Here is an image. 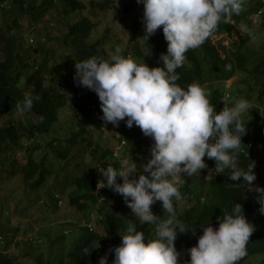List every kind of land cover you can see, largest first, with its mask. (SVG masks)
Instances as JSON below:
<instances>
[{"label": "trees", "instance_id": "1", "mask_svg": "<svg viewBox=\"0 0 264 264\" xmlns=\"http://www.w3.org/2000/svg\"><path fill=\"white\" fill-rule=\"evenodd\" d=\"M251 1L254 3H250ZM57 4L60 5L62 15L86 9L83 0H60V2L0 0V8L4 12L15 11L12 21L5 25L6 29L5 26L0 25V40L4 42L2 45L4 55L0 59V116L11 112L19 113L17 105L23 102L25 95L31 94L34 97L32 110L21 113L23 118L15 117L7 125H0V152H9L10 149L16 148L23 137L32 138L38 134L48 133L51 125L57 121L59 111L69 103L67 93L69 91L73 92L72 104L69 105L76 120V127L70 130L66 139H59V142L58 139L48 141L58 161L66 158L67 152L73 145L84 141L89 142L92 128L102 127L104 123L98 96L91 89L77 86L73 82L76 60L90 56H104L98 46L99 42L89 41L96 24L88 15L78 13L79 17L69 19L66 33L70 37V44L74 50L64 54L63 63L67 67L65 71L60 63L59 68L52 67L50 59L53 49L47 44L41 43L35 37L29 39L31 42L28 43L26 52H30L28 49L32 47V52L41 54V58L38 59L26 52H20V44L16 38L18 36L14 37V30L20 26V18L30 16L40 20ZM106 4L108 5L104 2V7ZM262 6H264L262 0H246L245 9L230 19H239L241 15L260 11ZM136 7L140 13L133 20L129 38L134 60L145 61L149 66L158 64L162 66L163 62L159 57L161 53L167 51V41L164 39L162 26L147 40L142 20L143 4L137 2ZM262 18L264 19V15ZM61 19L66 21L64 17ZM233 26L230 20L227 23L221 21L214 33L201 46L186 52L185 64L176 69L179 73L177 83L184 87L192 82L202 85L208 83L211 93L210 102L215 105L216 111H219L224 104L235 101L233 87L225 90L223 82L231 78L236 71L245 74L239 83L246 85L249 92L256 90L255 99L261 103L262 110L259 111L251 105L252 107L246 111L249 120L242 119L246 121L245 126L252 124L256 126L252 131L241 136L242 143L238 159L240 167H246L250 162L254 163L252 171L256 178L252 181V188L242 180H232L227 172H230V169L216 174L215 161L205 156L207 168L191 177L183 175L185 183L180 187L182 199L175 202L174 206L178 219L190 229L178 233L174 243L180 253L188 254L185 260L189 259L187 250L196 244L204 224L211 223L213 226H218L217 218L225 211L231 212L234 204L239 202L243 206L244 215L255 225V229L246 245L247 255L237 264H250L249 259L252 256L260 258L256 264H264V214L259 211L260 203L257 199L259 193L254 190L255 186L264 187V42L256 49L247 47V43L253 37V32L250 31V33H244L240 39L234 40L231 47L222 55L212 42V36L222 31H229ZM129 50L127 48L123 50L122 55L128 57ZM56 74L58 77H55ZM53 80H56L57 85L52 84ZM97 147H94L92 153L98 151ZM139 147V144L134 143L130 150L133 152ZM111 152L112 150L106 147L98 157L102 159V162L84 163L82 170L73 171L70 183L67 185L66 205L79 213L87 211L92 206L96 207L97 221L102 227V231H98L82 226L80 236L67 252L69 264H99V257L104 254H107L110 262L114 258L112 248L120 243V234L126 230L128 223L125 222L124 214L98 206L100 197L107 193V186L97 187L98 182L103 179L99 168L103 164V159ZM46 161L48 160L45 156L35 158L28 153L23 166L24 179L41 182L46 174L51 172L53 165L52 160L50 166L46 165ZM207 176H213V180L207 179ZM118 181L122 182V179L118 178ZM151 208L155 214L163 215L159 201ZM92 217L91 214L87 222L92 223ZM137 228L144 231L138 224ZM144 233L146 239L148 236L151 237L148 232L144 231ZM43 262L44 258L39 256L38 263ZM0 264H15L6 250H0Z\"/></svg>", "mask_w": 264, "mask_h": 264}, {"label": "clouds", "instance_id": "2", "mask_svg": "<svg viewBox=\"0 0 264 264\" xmlns=\"http://www.w3.org/2000/svg\"><path fill=\"white\" fill-rule=\"evenodd\" d=\"M137 2L143 4L147 40L162 26L167 41V51L159 57L162 66L138 63L122 55L116 46L107 59L90 56L76 60L73 74L79 85L97 93L105 123L118 125L125 120L127 127L139 126L154 141L150 158L139 167L131 156L120 158L118 166L100 170L103 179L97 187L107 186L121 194L137 220H130L120 234V243L112 248L114 258L109 262L107 254L101 255L99 264H237L247 255L246 245L255 229L241 203L236 202L231 212H223L217 218L218 226L204 224L196 244L187 250V260L179 259L181 253L174 242L178 233L190 228L178 219L174 204L182 199L183 175L191 177L208 167L205 156L215 161L216 174L230 169L227 172L232 180H242L253 188L254 163L240 167L238 159L241 136L246 131L241 117L252 106L241 97L216 111L210 91L198 82L181 86L176 69L185 64L186 52L201 46L221 21L227 23L239 15L246 0ZM239 29L242 33L251 31L245 24ZM33 104L34 97L26 94L17 105L18 111L30 112ZM206 178L213 180V176ZM254 190L259 193V211L264 214V187L255 186ZM157 201L163 215L152 211ZM137 222H148L154 234L146 239ZM82 226L92 228V223L84 221Z\"/></svg>", "mask_w": 264, "mask_h": 264}, {"label": "rangeland", "instance_id": "3", "mask_svg": "<svg viewBox=\"0 0 264 264\" xmlns=\"http://www.w3.org/2000/svg\"><path fill=\"white\" fill-rule=\"evenodd\" d=\"M56 1L60 2V0ZM83 2L86 4V9L81 12L62 15L60 5L57 4L40 20L30 16L20 18V26L13 33L14 37L18 36L16 38L20 44V52H26L28 43L31 42L29 39L35 37L53 49L50 59L52 67L59 68L58 66L62 64L64 71L67 70L63 63L64 54L74 50L70 44V37L66 33L67 24L71 17H79L78 13H81L88 15L95 22L96 26L91 32L89 41L99 42L98 46L104 53L105 59L110 57L116 46H119L122 51L126 48L130 49L128 57L134 59L129 38L133 20L140 13L136 7L137 0H83ZM104 2L108 3L105 7ZM5 12L0 8V25L2 26H5L7 22L10 23L15 14L14 10ZM263 15L264 6L260 11L241 15L239 19H230L234 26L229 31L214 34L212 42L224 55L232 42L243 36L244 33L240 31L239 26L245 24L253 32V37L247 43V47L259 48L264 42ZM63 17L67 22L61 19ZM3 44L4 42L0 40V59L4 55ZM28 50L30 52L26 53L29 55L41 58L39 52H32V47ZM244 76L243 72L236 71L231 78L223 82V87L228 90L232 86L235 100L246 97L250 105L261 111L262 105L255 99L256 90L249 92L246 85L239 83ZM55 77L58 75L56 74ZM73 82L79 86L75 80ZM52 84L57 85L56 80H53ZM204 86L209 90L208 83ZM67 93L69 103L59 111L58 119L51 125L48 133L38 134L32 138L23 137L16 148L10 149L9 152H0V235L2 236L0 250H6L15 264H39V256L44 258L42 264H69L67 252L80 236L83 222L89 220L91 214L93 215L92 229L102 231L97 221L96 207L92 206L87 211L79 213L66 205L67 185L70 183L73 171L82 170L84 163L102 162V159L98 157L106 147L112 152L103 159L99 172L108 165L118 166V161L122 157L131 159L132 156L139 167L142 163H146L151 155L150 147L154 143L152 137L144 135L139 126L133 124L132 127H127L125 120H121L118 125L104 122L102 127L92 128L89 142L84 141L73 145L67 152L66 158L58 161L48 141L58 139L59 142V139H66L70 130L76 127V120L69 105L72 104L73 92ZM15 117L23 118V115L20 112L1 115L2 124L0 125H7ZM241 119L249 120L247 112L242 114ZM255 126L254 124L245 126V133L252 131ZM134 143L139 144L140 147L132 152L130 147ZM96 146H98V151L92 153ZM28 153L35 158L45 156L48 160L46 165L49 166L53 161L51 172L47 173L41 182L24 179L23 166ZM106 189L107 193L100 197L98 206L121 212L127 223L130 220L136 222L137 218L125 203L122 195L110 187ZM137 224L151 236L154 234V228L148 222L143 224L137 222ZM187 256L188 254L181 253L179 259L185 260ZM259 259L257 256H252L249 263L256 264Z\"/></svg>", "mask_w": 264, "mask_h": 264}, {"label": "built area", "instance_id": "4", "mask_svg": "<svg viewBox=\"0 0 264 264\" xmlns=\"http://www.w3.org/2000/svg\"><path fill=\"white\" fill-rule=\"evenodd\" d=\"M91 91L97 95V93H96L94 90L91 89ZM97 96H98V95H97Z\"/></svg>", "mask_w": 264, "mask_h": 264}]
</instances>
